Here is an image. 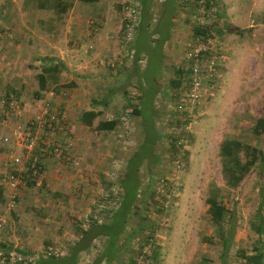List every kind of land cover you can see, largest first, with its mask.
<instances>
[{"label": "rangeland", "instance_id": "374dc122", "mask_svg": "<svg viewBox=\"0 0 264 264\" xmlns=\"http://www.w3.org/2000/svg\"><path fill=\"white\" fill-rule=\"evenodd\" d=\"M162 1H152L150 29ZM211 1L206 6L204 0H176L169 38L160 49L157 34L148 37L152 47L135 65L131 49L137 27L130 38L125 33L127 9L140 16L135 0H63L69 4L65 12H57L52 0H0V172L8 152L1 137L8 130L3 119L10 96L24 106L23 125L41 114L32 132L48 150L38 153L41 168L23 176L25 186L14 202L0 187V252L19 250L36 259L52 248L62 256L78 240L80 228L110 218L121 199L126 162L145 134L133 110L147 97L160 136L157 157L140 166L137 200L119 240L125 249L114 264L135 256L144 264H222V244L206 203L213 187L236 216L226 263L250 264L244 255L256 247L264 250V228L256 229L259 208L264 217V171L254 167L229 188L219 156L226 138L264 149V132L252 133L257 118L264 117V0ZM225 24L239 31H227ZM196 25L209 33L196 35ZM197 38L219 64L214 81L204 83L197 108L188 112L178 104L188 81L186 47ZM157 51L162 55L152 95L146 64L160 60ZM57 61L65 68L47 73L40 90L38 74ZM177 68L184 73L174 86ZM89 110L98 112L92 125L80 119ZM111 119L118 121L113 130L97 127ZM53 143L60 155L52 153ZM103 243L99 237L77 264H91Z\"/></svg>", "mask_w": 264, "mask_h": 264}, {"label": "trees", "instance_id": "16d2710c", "mask_svg": "<svg viewBox=\"0 0 264 264\" xmlns=\"http://www.w3.org/2000/svg\"><path fill=\"white\" fill-rule=\"evenodd\" d=\"M51 2V0H49ZM57 12H65L69 4L63 3V0H52ZM83 3H94L98 0H79ZM139 4L140 20L137 25V37L132 44V53L134 64L140 61V55L147 53L150 46L148 37L153 34H157V40L155 42L156 47L162 49L163 44L169 38V32L172 24V16L175 10L174 3L176 0H164L161 2V10L159 17L156 19L154 26L149 28V18L151 16V5L153 0H135ZM211 0H204L206 6L211 4ZM59 8V9H58ZM164 21V22H163ZM163 22V23H162ZM160 27V30L157 28ZM164 28V32H163ZM223 28L227 31H239L238 27L225 24ZM194 33L207 35L209 29L204 25H196L194 27ZM148 45V47H145ZM157 48H152L157 50ZM160 60L149 63L147 61V71L145 73L147 82L150 84L152 95L156 92L154 87L156 85V76L160 70L161 55L157 51ZM152 61V60H151ZM60 68H65V65L60 62H51L43 69V72L38 74L40 90H44L46 83V74L59 71ZM183 71L179 68L176 69L177 80H171L172 85L179 86L181 81L179 80L183 75ZM188 73V70H187ZM150 77V80H148ZM151 83H150V82ZM154 85V87L152 86ZM148 86V87H149ZM140 89L143 90V85L140 83ZM148 88L146 87L144 91ZM147 92H150L148 90ZM39 96V94H37ZM141 99V96H140ZM147 100V101H146ZM146 100H142L140 109L134 108L133 113L139 115L142 118L143 130L145 132L143 140L138 149L132 153L128 158L123 176L120 179V202L118 206L112 211L110 218L105 222H98L97 220H91L86 228H80V235L76 242L69 248L68 253L62 256H46L38 257L34 264H77L79 261V255L83 251L89 250L94 241L99 237L104 238V243L99 254L95 257L91 264H100L105 261L107 264H114L117 260V255L125 249L123 243H119L126 223L132 214L133 205L137 200L138 188L140 185L139 170L142 162L145 159L151 160L152 156L156 160L154 153L155 142L159 139V134L154 129V113L149 108L150 97ZM98 112L94 110L85 111L81 114V121L86 125H92L93 120L97 117ZM116 119L100 121L97 127L101 130L111 131L117 124ZM264 132V117H259L256 123L252 126V133L258 135ZM219 156L221 162V173L225 185L229 188H236L244 177L254 168H259V173L264 171V149L257 148L251 144L243 142L238 138H226L219 146ZM153 160V161H154ZM152 162V161H151ZM210 194L206 198L208 205V213L210 215L211 222L215 225L218 231V237L221 241V261L222 264H227L229 252L232 249L233 238L236 230V216L235 212L229 210L225 204H223L218 198V189L213 187L210 189ZM258 215L260 216V222L256 225V229L262 230L264 228V217H262V208H259ZM226 225V229L224 228ZM135 231L128 236V239L133 238ZM9 249L11 247H8ZM255 252L252 255H244L243 258L250 264H264V250L262 248H254ZM19 251V250H17ZM25 253L24 251H21ZM136 257V256H135ZM134 257V258H135ZM134 258H130L127 264L135 262Z\"/></svg>", "mask_w": 264, "mask_h": 264}, {"label": "built area", "instance_id": "2783aa9c", "mask_svg": "<svg viewBox=\"0 0 264 264\" xmlns=\"http://www.w3.org/2000/svg\"><path fill=\"white\" fill-rule=\"evenodd\" d=\"M138 10L134 8L127 9V22L125 24V33L128 38L135 32L140 18ZM137 16V17H136ZM207 48L197 38L193 45L186 47L185 62L187 61V87L183 93L181 103L178 109L188 112L195 110L200 103L201 91L206 81H214L218 72L219 57L216 55H207ZM208 81V82H209ZM24 106L15 96H10L8 106L4 112V124L8 127L6 134L1 137V142L8 146V152L2 164L0 172V187L4 188L10 200L14 202L22 187L25 186L23 176L35 175L41 166L38 160V153H46L47 149L42 148L38 143V136L32 131L34 126L40 122L41 114L31 116L28 123L23 125L21 122ZM51 118V124L54 122ZM21 122V123H20ZM27 125V126H26ZM45 143V142H42ZM52 153L60 155L62 150L60 146L51 144ZM17 149H21L17 151ZM58 256L51 248L40 257ZM37 259V258H36ZM36 259L29 257L21 251L11 250L0 252L1 264H34ZM132 264H144L135 261Z\"/></svg>", "mask_w": 264, "mask_h": 264}]
</instances>
